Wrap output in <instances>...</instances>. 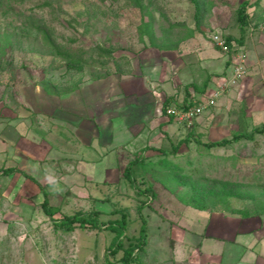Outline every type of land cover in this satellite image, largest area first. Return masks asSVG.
Masks as SVG:
<instances>
[{"label":"rangeland","instance_id":"rangeland-1","mask_svg":"<svg viewBox=\"0 0 264 264\" xmlns=\"http://www.w3.org/2000/svg\"><path fill=\"white\" fill-rule=\"evenodd\" d=\"M0 3V40L9 37L11 44L2 50L0 43V114L4 119L10 117L6 110L25 114L26 124L23 119L18 122L27 126L23 134H29L26 137L30 141L29 151L37 148L40 152L38 168L46 174L44 188H57L50 194L46 192L50 206L58 209L57 221L75 213L98 212L100 221L109 222L121 219L120 210H127V236L131 241L139 238L146 222L147 243L136 253L135 261L140 264H172L174 260L184 264L193 257H200L202 264H212L221 260V256L213 260L208 255L213 239L242 237L244 224L256 227L258 235L264 234V213H255L249 201L244 206L242 201L231 203L234 209L247 207L252 217L245 219L230 206L227 209L214 201L209 202L208 211L182 204L164 186L163 183L169 184V179L149 177L157 195L151 202L150 192L148 199L140 197L122 179L124 168L139 151L144 150L147 159L155 162L166 156L161 150L172 151L180 145L175 155L165 159L198 168L195 181L227 182L240 190L244 199L253 195L255 202H264V132L255 134L250 141L212 149L205 147L206 143L231 139L243 132L242 121L250 132L264 125V42L259 40V34H264V17L257 19L264 10V0H204L206 14L199 29L191 0H143L148 4L157 37L162 36V29L176 25L169 43L180 44L184 37L192 39L177 53L185 55L192 80L198 81L201 74L205 79L206 74L200 71L201 64L195 59L202 41L211 44L214 35L234 39L243 36L244 43L233 42L227 54L234 60L244 56L246 77L255 80L258 96L263 100L254 99L255 104L248 107L249 93L244 100L246 96H242L241 90L245 93L247 90H240L238 85L219 102L221 105L216 110L205 111L191 128L176 124L174 130L166 132L151 119L135 136L139 137L125 141V145L121 143L115 156L107 155L112 147L104 146L106 139L96 135L108 129L109 115L116 107L124 108L122 98L111 96L116 81L125 72L137 78L144 74L149 83L155 81L151 69L156 61L152 57L160 54L151 50L139 35V10L128 0H26L23 3L0 0ZM241 6L245 7L247 16L243 26L239 21ZM37 25L51 29L58 49L51 52L42 43L35 32ZM107 50L114 51L112 58L106 54ZM66 53L85 61L83 72H67ZM222 66L218 61L212 69ZM165 71L167 78L169 71ZM107 96L110 103L106 102ZM227 99L231 102L229 106L225 105ZM83 120L90 127L86 133L81 128ZM118 123L123 122L118 120ZM189 134L192 135L189 142L181 143ZM44 198L41 195L37 200L42 202ZM146 200L149 203L139 212L140 201ZM2 204L0 201L1 217ZM44 219L31 236L23 227L0 224V264H123V251L116 255L110 251L115 245V232L111 229L76 228L65 232L56 227L54 218L46 215ZM129 241L124 240V245ZM224 245L228 247L229 243H222V248L214 244V249L220 254L224 250L222 259L226 261L229 247L223 248ZM183 257L188 260L184 262ZM229 261L234 262L235 258Z\"/></svg>","mask_w":264,"mask_h":264},{"label":"crops","instance_id":"crops-1","mask_svg":"<svg viewBox=\"0 0 264 264\" xmlns=\"http://www.w3.org/2000/svg\"><path fill=\"white\" fill-rule=\"evenodd\" d=\"M263 17L264 10L258 14L257 19L260 21ZM259 35V40L264 42V34ZM180 41V44H178L179 46L177 45L175 47L173 45L171 49L167 50L151 47V50L154 49L157 52H160V54H157V57H152L155 58L153 61H156V63L152 62L154 63V66L153 69H151V71L154 72H152V74L155 77V79H153L155 81L149 83L150 79L146 78V75L142 74V76L137 78L135 74L131 72H125V75L122 76L123 79L120 77L116 81L117 86L111 96H116L118 100L122 98L124 100V108H120L118 106L120 109H117L116 107V110L112 111L109 115L110 126H108V129H103V132L98 131L99 133L96 135L97 137L102 136L103 140L106 139L104 140V146L108 145L107 148L110 146L112 147L106 152L108 153L107 155H109V153H113L115 156L118 148H121V143L122 145H125V141H131L134 139V137L139 134L143 126L147 122L151 121V119H154L153 122L157 124L156 126H161L166 132L174 130V126L177 127L178 124L171 120L172 118L167 117L163 110L164 103L167 99L173 98L175 100L172 102V105H181L185 101V88L187 85L196 84L201 86L207 79L209 80V78L212 77L206 88V94L192 90L190 91L194 102L195 100L196 102L198 100L201 101V99H204L215 88L217 79L230 75L232 71V59L229 55L224 54L213 42L210 44L202 41L201 44H203L201 46L197 45L198 49L195 54V59L199 64H201L199 68L201 72L206 74L205 79L201 74L200 77L197 76V78H199L198 81H195L194 79L192 80L191 73L188 70V61L186 57H184L185 55L182 54V56L181 54H177L180 48L187 46L190 42H192V39L184 37ZM168 61L171 63L168 64ZM218 61H221L223 66L221 68H215V70L212 69L217 65ZM164 64L165 67H161ZM248 64L247 65L250 66L249 61ZM165 69L169 71V73L167 71V78L165 75L166 71L164 72ZM145 78L148 80H144ZM238 85L240 90H247L246 93L241 90L242 96H246L244 100H246L247 94L249 93L250 97H248L249 99H247V101L251 99V104L247 103L248 107L255 104V101H259V99H261V101L263 100V97L258 96L260 93L257 92L258 87L255 84V80L253 81L252 77H246L245 75L241 80L230 86L224 95L218 99L216 105L207 109L206 112H210V110L213 109L216 110L215 107L221 105L222 101H224V98L228 96L231 89ZM129 90L131 91L130 93ZM124 91H126V94ZM125 99L128 102V106H126ZM254 99L256 100L254 101ZM226 101L225 105L229 106L231 102L228 103L229 99ZM106 102L110 103L108 96L106 97ZM243 110L246 109L244 108ZM6 111L9 112L10 117L4 119L0 114V201L3 202L1 205L3 214L0 224L3 225V227H7V225H11L12 227H23L27 231L28 235H30L31 233H35V229L42 224L43 220H46L44 219L46 214L42 209V202L44 200L39 202L37 197L41 195L45 196L44 193L46 192L50 194L57 188H44V183L46 182L44 181V176L46 174L44 170H40L38 168V165H40L39 162L41 161L39 158L40 152L37 151V148V152L35 150L29 151L30 141L26 138L29 134H23V131L27 128V126L24 125L26 124L25 114H17L16 110ZM22 119L24 120V124L22 122H18V120L22 121ZM118 120L123 122L122 125H119ZM87 122L88 121L83 120L81 123V128L83 127L82 129L85 133L88 132V129L90 128L87 127ZM245 128L246 123L242 121L241 129L244 130ZM137 137H139V135ZM137 137H135V139ZM113 143L115 146H113ZM38 146L39 144L36 145V147ZM47 217L49 219L54 218V222L56 224L60 221H57L56 214L53 215L52 218L49 216ZM256 229V227H249L244 224L242 226V237L236 238L228 236V238L225 237L223 240L213 239V247L208 250V255L212 259H216L218 256H221V260L219 262L213 261L212 264H264V234L262 236L258 235L259 230ZM224 242L229 243V245H227L229 247L227 250V257L228 259L235 258L234 262H228V259L223 261L222 257L224 256V250L220 254L219 251H216V248L214 249V244H218V246L222 248V243ZM36 246L38 248L39 245ZM233 246L235 247L233 248ZM228 247L224 245L223 248ZM31 253L33 255V251ZM231 253H234L233 256H230ZM189 259L190 261L187 263L185 261L188 259L183 257L185 262L184 264H202L200 257H193ZM175 263L182 264L174 260L172 264Z\"/></svg>","mask_w":264,"mask_h":264},{"label":"trees","instance_id":"trees-1","mask_svg":"<svg viewBox=\"0 0 264 264\" xmlns=\"http://www.w3.org/2000/svg\"><path fill=\"white\" fill-rule=\"evenodd\" d=\"M18 3H23L26 0H13ZM129 4L136 9L139 10L141 13V22L138 26V31L140 32L139 35L142 37V40L149 45L150 47L159 48L161 50L171 49L173 45L176 47L179 42H171L170 35L176 25H171L169 29H162V36L157 37L156 32L153 27V18L149 14L148 4L145 5L143 0H128ZM195 7L194 19L196 28L199 29L201 25L202 18L206 14V8L204 0H191ZM1 6V3H0ZM242 9L239 10V21L241 22L242 26L247 23V16L244 13V6H241ZM145 17H148V20L145 21ZM27 29V28H26ZM26 29L25 33L26 34ZM28 30V29H27ZM36 35H38L42 41V43L47 46L50 51L52 52L55 49H58L59 45H57L56 40L53 37L51 29L45 27L44 25H37L35 28ZM227 45L231 49L233 47V42L242 44L243 43V36L239 39H234L233 37L226 38ZM2 43L1 49L4 50L7 46H10L9 37H5L0 40ZM108 54V57L112 58L113 50L105 51ZM53 54V53H52ZM65 65L67 72L72 73H81L84 71L86 63L85 61L80 58L76 57L70 53L65 54ZM212 77L207 79L205 83L201 86L196 84L187 85L185 88V101L183 104L179 105H172V102L175 101L173 98L167 99L164 103V114H166V110L169 107H177L181 109H187L193 104H195L194 99L191 95V90L196 91L202 94H206V88L208 83ZM175 104V103H174ZM173 120V119H171ZM174 121V120H173ZM264 132V125L261 129H254L248 131L246 128L243 132L234 134L231 139H222L220 141H214L210 143H206L205 147L208 149H212L215 147H224L230 145L232 143L239 142L241 140L250 141L254 138L255 134L263 133ZM192 138V135L189 134L184 141L181 143H187ZM180 143V144H181ZM180 145H176L173 147L172 151L169 150H161V153L166 155H175L179 149ZM162 157L157 161L153 162L147 159V156L144 154V150L138 152L134 155L133 159L126 165L122 173L123 181H126L129 187L134 188L137 191L138 196H144L146 199L149 198L147 193H151V198L149 199L150 202L155 199L156 192L153 189V185L149 180V177L158 180H162L160 178L169 179V184L163 183L165 187L169 188L172 193L176 195L178 200L189 207H192L196 210L200 211H208L211 210L209 206L210 201H214L218 205H224L229 209L232 208L234 213H238L243 215L245 219L251 218L252 215L249 214V211L246 208L243 209H234L231 203L238 204L243 203V206L250 202L251 206H253L255 213H264V202L257 203V201L253 195H248V199H244V195H242L234 185H231L227 182H213L212 184L209 183H200V181H195L194 174L198 170V168L191 169L188 167H184L178 163H170ZM165 172V173H161ZM203 176V175H202ZM174 179H173V178ZM200 178H203L200 176ZM163 181V180H162ZM171 183V185H170ZM179 188V189H178ZM177 190H181L177 192ZM185 190V191H183ZM175 191V192H174ZM45 194L44 201L42 202V209L44 213L49 216L50 218L53 215L58 213V209H54L50 206L49 201L47 199V195ZM149 202L140 201L138 205L139 212L145 208ZM230 206V207H229ZM117 210V209H116ZM120 210V209H119ZM117 210V211H119ZM122 218L115 219L109 222H102L99 219V213H91V214H84V213H75L72 215L64 216L57 224L56 227L68 232L73 231L76 228L81 229H111L115 232L114 243L110 248L112 254L116 255L119 251H123V255L121 257V261L123 264H140L139 261H135L136 253L143 249V247L147 243V235H146V222L144 221V225L141 227L140 235L137 240L131 241L130 238L127 236V210H120ZM100 224V225H99ZM128 239L129 243L127 246L124 245V240ZM112 242V243H113Z\"/></svg>","mask_w":264,"mask_h":264},{"label":"built area","instance_id":"built-area-1","mask_svg":"<svg viewBox=\"0 0 264 264\" xmlns=\"http://www.w3.org/2000/svg\"><path fill=\"white\" fill-rule=\"evenodd\" d=\"M214 44L224 53L230 52L227 45L226 38L222 35H214L212 37ZM246 75L244 56H239L238 59H232V71L230 75L223 76L217 79L215 88L200 102L193 104L187 109L177 108L175 106L169 107L166 110V116L172 118L175 123L185 128H191L197 119L206 111L214 107L218 99L224 95L228 88L241 80ZM0 215V220H1Z\"/></svg>","mask_w":264,"mask_h":264}]
</instances>
